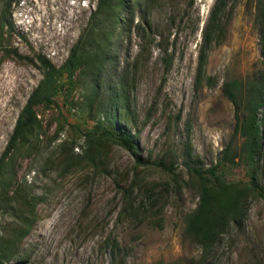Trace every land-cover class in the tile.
Masks as SVG:
<instances>
[{
    "label": "rangeland",
    "instance_id": "obj_1",
    "mask_svg": "<svg viewBox=\"0 0 264 264\" xmlns=\"http://www.w3.org/2000/svg\"><path fill=\"white\" fill-rule=\"evenodd\" d=\"M139 1L135 21H147L144 36L133 33L128 51L114 38L115 58L102 89L108 81L117 82L129 64L134 84L129 114L121 115V121L135 132L142 159L172 164L180 184L159 167L136 166L132 153L112 142L96 147L97 167L83 160L84 131L97 114L89 112V82L77 76L74 89L60 92L56 104L37 107L40 135H27L26 143L5 161L3 178L12 180L9 193L20 185L19 195L30 203L17 207L25 210L32 225L27 228L11 213L0 212L4 241L28 230L9 264H110L112 251L119 264H186L201 256L205 264H264L262 198L249 192L241 224L230 223L205 252L187 231V216L198 203L199 180L184 164L189 152L207 169L218 164L225 146L238 149L243 142L234 134V105L222 86L264 72L257 0H229L223 35L212 43L199 85V46L215 0ZM7 2L0 0V22L7 18L13 28L4 27V46L32 62L0 48V156L22 107L42 79L37 56L61 65L97 0H12L9 7ZM163 47L174 52L168 71ZM259 115L257 181L264 186V107ZM218 169L229 182L248 181L241 163L225 162ZM151 188H156L157 199L147 196ZM129 203L136 217L124 211ZM114 241L119 250L112 246Z\"/></svg>",
    "mask_w": 264,
    "mask_h": 264
},
{
    "label": "trees",
    "instance_id": "obj_2",
    "mask_svg": "<svg viewBox=\"0 0 264 264\" xmlns=\"http://www.w3.org/2000/svg\"><path fill=\"white\" fill-rule=\"evenodd\" d=\"M194 0H190V4ZM12 0H8L7 7ZM229 0H215L210 16L203 28L202 42L199 46L198 63L196 71V84H201L205 76V66L208 52L212 43L220 42L224 32L223 15ZM139 0H97L96 7L91 11L88 23L71 47L64 62L56 66L48 58L38 55V62L43 70L42 79L28 96L22 107L9 141L0 156V212L11 213L17 222L30 228L31 222L24 209H18L21 203L28 204L26 198L19 195V187L11 193L12 180L3 178L5 161L15 152L20 143L25 142V137L36 132L41 133V125L38 118V106H50L56 104V96L62 91H71L77 84V76H81L89 82L87 96L89 112L97 114L93 117V124L84 131L86 139V154L83 160L97 167L96 158L99 151L94 153L96 147L104 143H115L128 150L135 157L136 166H155L172 174L173 182L180 184V174L175 171L172 164L160 161L142 159L139 154V143L131 126L122 123L121 115L129 114V95L134 81L128 72V63L122 69L117 82H106L107 87L102 86L105 76L109 72L114 61V38H119L126 50L130 49L133 33L143 37L145 33L144 23L135 21L136 12L140 10ZM258 16L260 20V33L264 38V0H257ZM7 9L3 10V14ZM4 27L12 29L11 21L7 18L0 22V48L7 55H13L18 59L32 62V59L21 55L16 49L4 46ZM139 54H141L139 52ZM138 54V55H139ZM164 69L169 70L174 57V52L167 47L161 49ZM211 77H207L210 82ZM222 90L234 105L235 127L234 134L243 137L241 146L231 148L227 145L222 150V158L218 164L207 169H202L199 162L192 158L190 153L186 155L184 164L189 173L198 181V203L195 209L187 216V231L191 233L205 252L219 239L226 227L233 223L240 225L246 210V199L249 192H255L264 201V186L257 181V161L262 146V118L260 109L264 107V72L255 76L252 80L242 81L230 79L224 82ZM107 93V99L101 97ZM102 94V95H101ZM133 121H131L132 123ZM43 132V131H42ZM26 143V142H25ZM24 144V143H23ZM35 144V143H34ZM228 162L230 164L241 163L246 168L248 181L246 183H232L227 181L221 172L219 165ZM30 171V170H28ZM168 185L163 184V188ZM156 188L147 191L150 199H157L154 193ZM131 191V189H130ZM128 190V192L131 194ZM132 203L124 206L126 214L136 217ZM26 229L16 238L4 241L0 238V264H9L14 258L26 235ZM112 246L119 250L114 241ZM205 256L191 258L186 264H205ZM110 264H119L116 261V253L112 251Z\"/></svg>",
    "mask_w": 264,
    "mask_h": 264
}]
</instances>
